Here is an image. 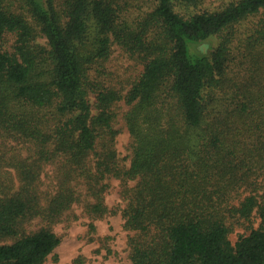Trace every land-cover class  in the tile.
<instances>
[{"label": "trees", "instance_id": "16d2710c", "mask_svg": "<svg viewBox=\"0 0 264 264\" xmlns=\"http://www.w3.org/2000/svg\"><path fill=\"white\" fill-rule=\"evenodd\" d=\"M200 1L156 0L132 24L116 0H0V264H45L73 205L111 212L112 178L130 264H264V0L175 10ZM113 44L144 63L125 96Z\"/></svg>", "mask_w": 264, "mask_h": 264}, {"label": "rangeland", "instance_id": "374dc122", "mask_svg": "<svg viewBox=\"0 0 264 264\" xmlns=\"http://www.w3.org/2000/svg\"><path fill=\"white\" fill-rule=\"evenodd\" d=\"M121 7V20L135 23L144 19L156 6V0H116ZM238 0H202L197 5H177L175 10L181 15L188 16L203 11H216L224 8L230 2ZM260 16L248 18L240 26L238 32L248 33L254 26H258ZM200 48L207 51V45ZM107 82L117 88L124 96L140 77L144 63L137 56L125 51L121 46L113 44L112 53L105 63ZM124 99L116 106L117 119L115 126L119 130L116 148L124 165L130 164L131 137L124 121V113L129 109ZM110 188L105 194V203L110 213L103 218L93 219L80 204L72 206L64 219L55 224L54 232L61 238V243L48 257L45 264H130V239L134 231L125 229L122 210L125 202L121 195V181L110 179ZM131 182L130 185H133ZM258 220L254 227L258 226ZM244 228H236L230 235L234 244L238 237L247 234Z\"/></svg>", "mask_w": 264, "mask_h": 264}]
</instances>
